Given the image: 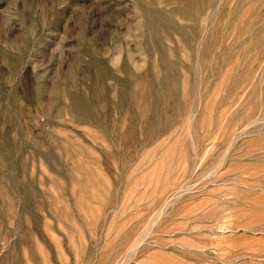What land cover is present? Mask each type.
Masks as SVG:
<instances>
[{"label": "rangeland", "instance_id": "rangeland-1", "mask_svg": "<svg viewBox=\"0 0 264 264\" xmlns=\"http://www.w3.org/2000/svg\"><path fill=\"white\" fill-rule=\"evenodd\" d=\"M0 264H264V0H0Z\"/></svg>", "mask_w": 264, "mask_h": 264}]
</instances>
